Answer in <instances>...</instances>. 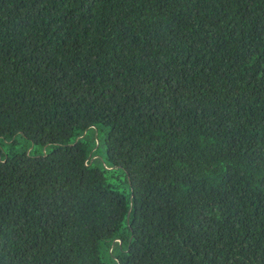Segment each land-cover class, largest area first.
Instances as JSON below:
<instances>
[{"label":"trees","instance_id":"1","mask_svg":"<svg viewBox=\"0 0 264 264\" xmlns=\"http://www.w3.org/2000/svg\"><path fill=\"white\" fill-rule=\"evenodd\" d=\"M0 264H264V0H0Z\"/></svg>","mask_w":264,"mask_h":264},{"label":"rangeland","instance_id":"2","mask_svg":"<svg viewBox=\"0 0 264 264\" xmlns=\"http://www.w3.org/2000/svg\"><path fill=\"white\" fill-rule=\"evenodd\" d=\"M102 155V151H100L99 153H97V156L100 157Z\"/></svg>","mask_w":264,"mask_h":264}]
</instances>
